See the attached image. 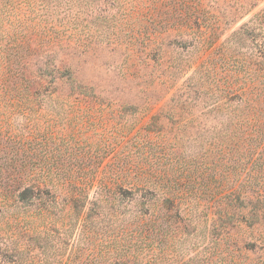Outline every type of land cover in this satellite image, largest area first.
<instances>
[{"label": "rangeland", "instance_id": "1", "mask_svg": "<svg viewBox=\"0 0 264 264\" xmlns=\"http://www.w3.org/2000/svg\"><path fill=\"white\" fill-rule=\"evenodd\" d=\"M30 1L34 0H0V90L16 87L30 75L41 77L43 89H48L54 77L67 71L99 100L54 106L38 102L29 110L1 104L0 189L14 183L18 169L85 173L95 167L104 169L107 178L129 172L160 173L164 181L192 190L217 187L211 195L205 187L207 195L195 198L179 189L180 198L195 203L194 217L185 231L170 222L171 238L164 243L168 264L202 253L211 246L210 205L218 196L220 175L230 163L224 168L219 147H209L214 123L199 116L190 124L204 110H194L191 117L189 110L181 118L173 116L169 99L175 87L168 89L161 82L175 74L179 87L199 60L208 57L264 58L263 23L254 21L264 9V0H139L141 23L132 34L140 44V59H129L124 47L113 43L84 51L65 49L59 0H36L34 6L42 19L49 15L42 27L51 24L58 31L56 42L49 38L51 27L35 37V15L27 7ZM203 39L212 49L195 48ZM41 134L44 140L34 139ZM23 136L29 141H20ZM39 151L41 156L36 155ZM98 155L105 158L100 161ZM213 160L214 165L209 164ZM237 168L245 177L248 167ZM2 220L0 214V264H93V230L82 237L76 229L68 234L58 229L35 241L28 234H17L13 223ZM256 255L264 264V253Z\"/></svg>", "mask_w": 264, "mask_h": 264}, {"label": "trees", "instance_id": "2", "mask_svg": "<svg viewBox=\"0 0 264 264\" xmlns=\"http://www.w3.org/2000/svg\"><path fill=\"white\" fill-rule=\"evenodd\" d=\"M58 2L64 11L65 49L84 51L92 45L113 43L124 47L129 59H140V44L132 34L141 23L139 0ZM36 4V0L27 3L35 15L34 35L38 37L51 27L47 30L54 44L58 31L51 24L42 27L49 15L42 19L34 9ZM254 19L263 23L264 31V9ZM212 46L203 39L195 48L207 51ZM199 61L179 87L175 74L163 77L161 83L168 89L175 87L169 99L173 116L181 118L189 110L191 117L194 110H204L190 124L199 116L214 123L209 147H219L224 168L230 164L220 175L219 193L210 205L211 246L180 264H259L256 253H264V58L234 59L222 54ZM42 80L30 75L16 87L1 89L0 105L11 103L29 110L38 102L54 106L99 100L91 88L67 71L54 77L51 88L43 89ZM25 137L20 141L28 142ZM37 138L44 140L45 135H35ZM97 158L101 161L105 155ZM238 165L248 167L245 177ZM103 171L98 167L85 173L18 169L14 183L0 189L2 221L13 223L17 234H28L35 241L58 229L66 234L76 229L82 237L93 230V264H168L164 243L171 238L170 222L185 231L194 217L195 203L180 198V190L195 194V198L207 195L205 187L211 195L215 187L192 190L164 181L160 173L129 172L107 178ZM82 241L87 242L85 238Z\"/></svg>", "mask_w": 264, "mask_h": 264}]
</instances>
